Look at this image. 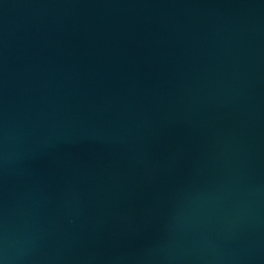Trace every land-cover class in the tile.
<instances>
[{"label":"water","instance_id":"water-1","mask_svg":"<svg viewBox=\"0 0 264 264\" xmlns=\"http://www.w3.org/2000/svg\"><path fill=\"white\" fill-rule=\"evenodd\" d=\"M0 264H264V0H0Z\"/></svg>","mask_w":264,"mask_h":264}]
</instances>
